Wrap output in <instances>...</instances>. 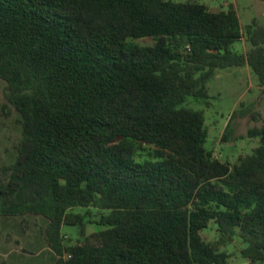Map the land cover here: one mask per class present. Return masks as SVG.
Masks as SVG:
<instances>
[{
	"label": "trees",
	"instance_id": "16d2710c",
	"mask_svg": "<svg viewBox=\"0 0 264 264\" xmlns=\"http://www.w3.org/2000/svg\"><path fill=\"white\" fill-rule=\"evenodd\" d=\"M245 34L248 54L234 49ZM245 34L233 7L193 1L0 0V79L22 127L0 218H44L52 264H226L236 237L264 264V126L231 165L207 150L203 111L184 106L232 67L264 93V26ZM233 136L229 122L221 142ZM144 145L153 160L135 159ZM65 225L81 236L66 243Z\"/></svg>",
	"mask_w": 264,
	"mask_h": 264
},
{
	"label": "rangeland",
	"instance_id": "374dc122",
	"mask_svg": "<svg viewBox=\"0 0 264 264\" xmlns=\"http://www.w3.org/2000/svg\"><path fill=\"white\" fill-rule=\"evenodd\" d=\"M193 1L205 4L209 10L219 12L230 7L236 10L244 34L249 25L255 28L264 26V0H173ZM140 46H153L151 38L136 40ZM240 53L253 50L247 35L235 45ZM208 99L189 98L184 106L203 111L205 126L208 131L206 148L223 162L234 165L239 157L253 153L259 146V138L247 137L248 130L264 126V93L259 85L257 75L250 67H232L218 70L215 77L208 83ZM7 83L0 79V182L4 181L3 168L11 165L18 156V147L22 137L20 117L7 100ZM252 106L251 111L242 115V110ZM234 129L231 142L222 143L228 123ZM242 138V139H237ZM154 147L144 145L136 149L134 156L137 161L153 160ZM46 220L40 216L0 218V264H52V252L43 239L42 232ZM100 227L89 225L86 236L99 232ZM62 234L68 240H76L81 236L78 226L65 225ZM202 236L207 242L218 239L217 227L211 222L203 230ZM246 244L236 237L234 241L220 250L228 253L230 258L226 264H250L241 255Z\"/></svg>",
	"mask_w": 264,
	"mask_h": 264
}]
</instances>
